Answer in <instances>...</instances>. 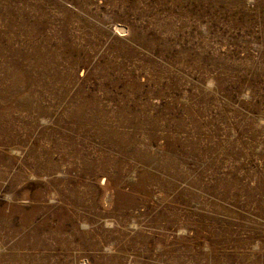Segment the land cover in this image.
Instances as JSON below:
<instances>
[{
    "label": "rangeland",
    "instance_id": "1",
    "mask_svg": "<svg viewBox=\"0 0 264 264\" xmlns=\"http://www.w3.org/2000/svg\"><path fill=\"white\" fill-rule=\"evenodd\" d=\"M0 264H264V0H0Z\"/></svg>",
    "mask_w": 264,
    "mask_h": 264
}]
</instances>
